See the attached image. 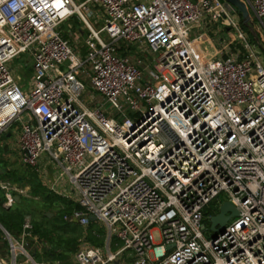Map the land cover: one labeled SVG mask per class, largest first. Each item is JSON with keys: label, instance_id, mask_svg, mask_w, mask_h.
Wrapping results in <instances>:
<instances>
[{"label": "built area", "instance_id": "2783aa9c", "mask_svg": "<svg viewBox=\"0 0 264 264\" xmlns=\"http://www.w3.org/2000/svg\"><path fill=\"white\" fill-rule=\"evenodd\" d=\"M240 1L264 47V0ZM236 16L220 0H0V136L23 165L42 173L48 153L68 176L81 211L65 221L106 229L72 264H264V56ZM0 190L5 206L27 197ZM221 194L238 217L206 239ZM28 238L29 219L10 252Z\"/></svg>", "mask_w": 264, "mask_h": 264}, {"label": "rangeland", "instance_id": "374dc122", "mask_svg": "<svg viewBox=\"0 0 264 264\" xmlns=\"http://www.w3.org/2000/svg\"><path fill=\"white\" fill-rule=\"evenodd\" d=\"M251 15L252 14L250 13V16ZM236 17L240 18L238 15ZM79 25L80 23L76 21L75 18H73L69 22H65L61 27H62V31L65 32V35L66 33L67 34L69 33V36H70V33L72 34L74 33L73 35L75 39L82 40L78 32ZM202 35L203 34L199 29H195L191 31L190 33L191 38L202 37L203 42L207 43L206 37ZM263 39H264V35H263ZM70 42H71V46L77 51V48H75L76 45H78L76 41L73 42V40L70 39ZM120 45H124V44L120 43ZM131 48L135 49V47L133 46ZM139 53L142 56V58L148 57V55L143 51H140ZM262 55L264 56L263 53ZM18 63L24 66L25 60L24 59L15 60L14 65ZM29 68L30 67H28V69ZM28 69H27V72H28ZM18 74L24 77L25 73L18 72ZM29 77H31V74L28 72L25 75L26 79L24 80L23 78L24 80L23 82L25 84L27 83V81H29ZM84 84L86 86L85 92H84L85 94L81 97V99H84L88 94H90V88L88 84L86 82H84ZM98 101H99V97L94 99V103ZM100 102L101 101H99V103ZM16 125L19 127V124H16ZM14 141H15V136L13 134L9 138H6V134L0 136V182L10 184L11 186L19 190L26 191L27 197H22V196H19L18 194L16 195L24 199L22 200V205H23L22 208L25 211V213H27L26 215L29 216L28 218L31 224L34 222L35 223L39 222V223H43V225L46 226L47 228H52V223L48 220L50 218H54L57 221L60 211L64 209V205L58 200H54L51 203L44 204L43 200L36 199L37 197H33L34 193L32 191L33 189H35V184H39L40 187L44 189V192H46V194L48 193V194L60 196L61 198L66 199L68 201L73 200L72 202L75 203L74 202L75 193L73 191L74 186L69 182L68 176L63 173V170L55 162L48 160V162H50L49 168L52 170L55 169L54 173H56L57 175L61 174L63 178L62 180L64 181V184H62L60 188L54 187V189H50L52 186V180H51L52 175L49 174V172H47L48 174L36 172L33 169L23 165L21 162L20 152L17 150L16 147L13 146ZM5 144L8 145V152L6 153L3 151V146ZM47 156H48V153H44L43 156L41 157V162H43L44 164L47 162V160H45L47 159ZM56 166L58 168H56ZM226 199H227L226 195L221 194L218 197L217 202L209 206L210 209H214L216 207L217 212H218L221 204L224 203ZM48 214H51L50 218L47 217ZM44 216L47 217V220L44 219ZM204 225H205V231L203 232V236L206 239H210L211 237L214 236V233L210 230V224L208 222H204ZM97 231L104 233L103 237L104 239H106V235H107L106 229L103 225L99 224V225H96L95 228H93L94 234H96ZM59 233L62 234V232H59ZM86 235H87V228H81L79 226L77 227L75 226V228H72L68 230V232L63 233V236L65 238H72V237L78 238L77 248L82 241H85ZM154 239H155V242L158 241L157 232H154ZM34 243L37 244L34 246L37 247L38 253L42 255L40 257L41 263L43 264H52L53 262L58 263V261L48 260L43 257L44 249L52 250L54 248V243H44V245H40L37 242H34ZM25 245H27V243L24 244V248L27 249V246ZM42 247H43V251H41ZM121 247H122V244L120 242H118L115 239H112L109 249L111 252H116ZM73 255H74V252L72 254H69L64 264H72ZM111 264H132L131 254L128 252L124 253L123 255L121 254Z\"/></svg>", "mask_w": 264, "mask_h": 264}, {"label": "trees", "instance_id": "16d2710c", "mask_svg": "<svg viewBox=\"0 0 264 264\" xmlns=\"http://www.w3.org/2000/svg\"><path fill=\"white\" fill-rule=\"evenodd\" d=\"M242 29L248 35L251 43L255 44L248 30L241 24ZM68 38L67 35L64 36ZM33 197H37L43 200V203H51L54 200L60 201L64 205V209L60 211L57 221L54 218H50L48 221L52 223V228H47L43 223H32V236L36 237L37 243L44 245V243H54V248L52 250H45L43 252V257L48 260L58 261L59 264H64L68 258L69 254L75 253L77 250V240L78 238H65L63 233L68 232V230L77 227L76 224L65 221V216H70L74 211H81L79 205L61 198L60 196L46 194L44 189L40 187L39 184H35V189L32 191ZM24 200V199H23ZM5 201L4 193L0 192V225L5 229V231L12 237H18L22 232V226L24 222L25 213L22 208H16L13 210H7L2 207ZM212 212L207 211L204 213L205 218L211 216ZM47 220V217L44 216ZM95 223H90L87 227V235L85 242L89 245L102 248L105 244V239L103 237L104 233L97 231L96 234L93 233V228H95ZM59 232H62L59 233ZM58 233V234H56ZM27 249L29 256L35 261L36 264H43L40 262L41 254L38 253V249L34 246V242L31 238L27 239ZM43 251V247L41 249Z\"/></svg>", "mask_w": 264, "mask_h": 264}, {"label": "crops", "instance_id": "0c3cea01", "mask_svg": "<svg viewBox=\"0 0 264 264\" xmlns=\"http://www.w3.org/2000/svg\"><path fill=\"white\" fill-rule=\"evenodd\" d=\"M73 37V38H72ZM69 39L73 40V42L77 39H75L74 35H70L68 36ZM201 49L204 50V52H212L213 50L210 48V45H209V42L207 41V43L203 42L202 46H201ZM7 135V134H6ZM11 136V135H10ZM7 146V151L8 152V145L5 144ZM4 145V146H5ZM3 146V148H4ZM4 151V149H3ZM5 152V153H6ZM47 160V159H45ZM50 162H47L44 164L43 162L41 163V167H42V173L44 172L45 174H48L47 172H49V174H51L52 178V183L53 181H57L56 183V187L55 188H60V186L62 184H64V181L62 180V176L61 174L60 175H57L55 172V169L52 170L50 169V165H49ZM56 168H58L56 166ZM74 191V189H73ZM0 192H3L0 190ZM4 193V192H3ZM74 196H75V204H76V192L74 191ZM4 198H5V193H4ZM22 198H20L19 196H13V202L11 203V205L9 206H5V202H6V198H5V201L3 202L2 204V207L7 209V210H13V209H16V208H22L23 205H22ZM73 201V200H72ZM23 210V208H22ZM25 213V211H24ZM27 213H25V217H24V220L26 218L29 219L28 215H26ZM25 222V221H24ZM23 222V224H24ZM96 225H99L100 223L99 222H94ZM23 227V226H22ZM3 231H5V229L0 225V264H36L35 261L29 256L28 254V251H26L23 246V250H20L18 249L15 254L13 255L11 252H10V245H9V240H12L13 242H17L18 244L20 243V235L16 238H12L6 231V233H4ZM22 233V232H21ZM33 240V239H32ZM33 242H37V241H34ZM28 244L27 242V239L25 240V244ZM34 245H37L36 243H34ZM27 246V245H25Z\"/></svg>", "mask_w": 264, "mask_h": 264}, {"label": "water", "instance_id": "95a60500", "mask_svg": "<svg viewBox=\"0 0 264 264\" xmlns=\"http://www.w3.org/2000/svg\"><path fill=\"white\" fill-rule=\"evenodd\" d=\"M224 3L225 9L232 15H238L240 17L241 24L248 30L257 48L264 54V47L259 42L257 34L253 27L251 26L250 15L244 3L240 0H221ZM10 134L6 135L9 138ZM4 152L7 151V146H4ZM48 218L51 214L47 215ZM238 217L237 210L228 202L221 204L218 214L209 219L210 230L215 233H221L226 226V224L231 220ZM88 220L90 223L96 222L94 216H89ZM6 233L5 231H3Z\"/></svg>", "mask_w": 264, "mask_h": 264}]
</instances>
